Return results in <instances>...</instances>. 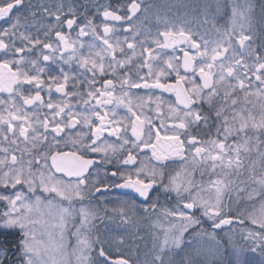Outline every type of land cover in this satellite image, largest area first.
Listing matches in <instances>:
<instances>
[{
    "label": "snow or ice",
    "instance_id": "snow-or-ice-1",
    "mask_svg": "<svg viewBox=\"0 0 264 264\" xmlns=\"http://www.w3.org/2000/svg\"><path fill=\"white\" fill-rule=\"evenodd\" d=\"M152 7L129 0L90 15L86 4L80 11L65 0H0V264H176L172 250H182L189 229L188 245L193 237L214 242L213 264H264V36L251 43L254 5L219 0L216 11L230 12L231 25L211 41L167 22L150 42L137 39L133 18ZM261 15L264 22V5ZM121 28L131 35L113 40ZM173 74L174 83L161 79ZM53 89L64 99L54 101ZM201 126L207 139L191 132ZM161 193L174 206L161 204ZM138 213L157 216L163 238L153 233L143 260L112 259L93 234L106 219L130 224ZM216 230L229 237L226 258ZM237 230L247 244L232 242ZM182 264L198 261L185 254Z\"/></svg>",
    "mask_w": 264,
    "mask_h": 264
},
{
    "label": "flooded vegetation",
    "instance_id": "flooded-vegetation-1",
    "mask_svg": "<svg viewBox=\"0 0 264 264\" xmlns=\"http://www.w3.org/2000/svg\"><path fill=\"white\" fill-rule=\"evenodd\" d=\"M147 0H145L146 3ZM39 0H33V3H38ZM47 2V0H46ZM52 3H55L56 0H51ZM129 0H65V3H71L74 7H77L80 11H83V6L86 4L87 5V11L90 15H93L96 11V7L99 6L100 4H111L113 6H115L117 3L120 4H126L128 3ZM126 13V8L123 10V12H121V14H125ZM143 11L137 14V17L133 18V22L139 24L142 26V34L140 37H138L137 39H144L145 36H147L149 38V42L151 40L152 37L156 36L158 34V30H162L164 27L162 26V20H160V18H158V14L157 12H150L149 16H143ZM94 19L97 23H100L102 21V17L97 15H94ZM78 22H82L78 21ZM107 23H109L110 25H114L115 27H120V22H112V21H108ZM127 23L129 22H125L123 26H127ZM159 24V25H157ZM34 31V30H33ZM63 31L68 34L69 33V29H67V27L65 26L63 28ZM71 35L73 37H75L76 32H71ZM101 35H103V33L101 32ZM113 38V40H115V38L118 36L120 37L121 40L124 39L125 36H130L131 33H124L122 28L120 31L118 32H114L110 34ZM41 39H44V37L41 35ZM51 39L53 41H56L55 35L53 34ZM84 41H90L91 37H83L82 38ZM161 40H163V37H160ZM196 39L198 40L199 37H196ZM17 43H19V41H17ZM56 43H59L58 41H56ZM99 43V42H97ZM153 48H155V45H151ZM78 47V46H77ZM125 49L126 45H125ZM83 51L87 52V49H84ZM140 48H137V53L139 55L140 53ZM156 51H170V50H160V49H156ZM29 55L35 56V53H31ZM117 55H119V53H117ZM145 57L147 56V54H144ZM40 63L43 65V60H40ZM155 63H160V61H156ZM65 70H68V65H64ZM72 70L74 73H78L80 71V69L78 68V66L73 63L72 65ZM58 71V69L56 70ZM145 74L147 73V69H143L142 70ZM181 71H183L181 69ZM45 79V81H47V76L45 75L43 77ZM132 78L136 79L137 77L135 76V70H133V74H132ZM154 78V77H153ZM81 80H83V76L80 77ZM162 80H167L170 83H174L175 82V75H171L168 77H162ZM196 80L198 81V76L196 77ZM26 88L28 86H25ZM71 86H69V90H70ZM134 93L138 94V95H145L146 93H151V92H155L157 94H161L162 96H164L167 99H170L172 101H174V96L169 94V93H160L159 89H133L132 90ZM6 94L4 93H0V98H3ZM43 97L45 100H47L49 98V95L47 94V89L44 90V92L42 93ZM51 98L54 101H58L61 99H64L63 97L60 96V94L56 93L55 90L53 89L52 93H51ZM74 99V98H73ZM22 103V101H21ZM27 107V106H25ZM79 107V106H78ZM111 107V106H108ZM154 107V106H153ZM205 110L208 109V105H204ZM29 111H31L32 109H28ZM44 111H48L47 109H44ZM145 111H147L145 109ZM117 112L119 115H127L126 110L123 107H120L117 109ZM207 114V112L205 113ZM43 118V117H41ZM51 118V117H50ZM212 119H215V116L213 115ZM155 123L157 125H159V121H155ZM209 123L211 124L212 121H209ZM160 131L163 133L165 131V129L161 128ZM192 134L197 135L199 138L201 139H207L208 135H209V129L204 128L203 126H201L200 128H196L193 127L191 129ZM211 134L214 136L215 134V127H212L211 129ZM107 135V133H105V136ZM153 135H155L153 133ZM109 140H114V138L109 137ZM148 151V150H146ZM17 155H20V153H17ZM90 156H96L97 154H89ZM143 155V154H141ZM148 155L149 157L151 156L150 151H148ZM255 156V154H253V157ZM145 163H149L148 161H145ZM151 163H155V161H152ZM112 166L110 165L109 168H111ZM217 172H220V169H216ZM196 178L199 180L201 179L199 173L197 172L195 174ZM207 175L205 177H203L204 180H207ZM2 189H0L1 191ZM26 191V190H25ZM120 191V190H117ZM225 202L227 203V199L225 200ZM160 203L165 205V206H174V197L173 200H168L165 196V194L161 193V198H160ZM4 206L0 203V209H2ZM235 208V206H234ZM234 214V213H233ZM109 215H112L111 213H109ZM157 221V216H151L148 219H145L142 217L141 214H137L136 216L133 217V221L130 224H123L121 223L120 219L118 217H116L114 220H105L103 224H99L96 232L93 234V238L95 236V234H99L100 238L104 241H106L107 243L105 244V248L107 249L109 255L111 256L112 259H119L121 257L127 256V258L130 260L131 256L135 257L136 260H139V258H141V260H143L145 253H150L152 251V245H153V233L158 234L161 239L163 238V232L162 229L160 228H154L153 224L156 223ZM160 222L163 223L165 225V227H167V222L163 220V217H160ZM205 227L208 228L209 231H212V229L209 227L208 222H205ZM230 230V229H229ZM193 229H189L188 233H185V243L182 245V250L181 249H173V259L176 261V264H182V261L184 259L185 254H187L190 258H193L195 260L198 261V264H213L212 262V256L208 255V256H204L203 254V247H204V242L208 241L209 244H212L213 246H215L214 242L209 240L207 236L204 237H193V243L191 245L187 244V239L190 237V234L193 232ZM216 232L218 233L217 238L220 240L221 238V231L220 230H216ZM114 238L116 240L123 238L124 243L123 244H119L117 242H114ZM75 244V239L71 238L70 239V245H74ZM197 251H199V254H197ZM69 252H71V247L69 248ZM98 254V246H97V252H93V256H97ZM132 261V260H130Z\"/></svg>",
    "mask_w": 264,
    "mask_h": 264
},
{
    "label": "rangeland",
    "instance_id": "rangeland-1",
    "mask_svg": "<svg viewBox=\"0 0 264 264\" xmlns=\"http://www.w3.org/2000/svg\"><path fill=\"white\" fill-rule=\"evenodd\" d=\"M219 0H147L146 3L151 4L153 7L148 11V13H143V16H149L150 12H157L158 18L162 20V26H165V22L169 26H176L184 27L190 30L195 37L203 36L208 40H214L218 38V33L216 31L219 28L224 31L226 28L230 27L231 20H230V12L226 15L224 13H218L216 11V4ZM237 2H241V0H237ZM250 3L253 5L254 0H249ZM253 16V12L251 13V17ZM189 18V19H188ZM198 18H201L200 22H196ZM188 20L191 21L190 24H187ZM207 21V22H206ZM159 25V24H157ZM256 25V26H255ZM257 24L254 18H252V23L250 28L248 29L249 33L252 34L255 38L251 42L253 44H257L258 35H256V30L262 26ZM199 29V30H198ZM264 35V34H263ZM198 39V40H199ZM235 44V41H233ZM237 50H239V45H236ZM182 55V54H181ZM241 100H243V95L241 94ZM251 107V105H248ZM257 113H259V109H256ZM231 138L229 139V143H231ZM20 188L21 186H17ZM26 190V189H25ZM5 191L2 189L0 192ZM8 192H14L12 189H8ZM2 204V202H0ZM3 205V204H2ZM248 227H253L249 224ZM239 229V228H237ZM230 231V230H229ZM232 235V242L237 245H245L248 242L242 239V235L237 230L236 233ZM221 244L224 246L220 249V254L223 255L225 258L227 254L231 251L230 244H229V237L226 236L224 233L221 235L220 238ZM203 254L204 256H212L214 254L215 246L209 244L208 241L204 242ZM249 257H254L255 260H259L257 256H254L252 253H246ZM130 260L136 261L135 257L131 256ZM141 260V258H139Z\"/></svg>",
    "mask_w": 264,
    "mask_h": 264
},
{
    "label": "trees",
    "instance_id": "trees-1",
    "mask_svg": "<svg viewBox=\"0 0 264 264\" xmlns=\"http://www.w3.org/2000/svg\"><path fill=\"white\" fill-rule=\"evenodd\" d=\"M254 10H253V16L252 18L255 19L257 24L260 23V25L257 26H262L256 30V35L259 33L260 35L258 36L257 44L254 45H259L261 43L260 36H264V22H262V15H261V7L264 5V0H254ZM256 26V25H255ZM257 51H259V48H257Z\"/></svg>",
    "mask_w": 264,
    "mask_h": 264
}]
</instances>
